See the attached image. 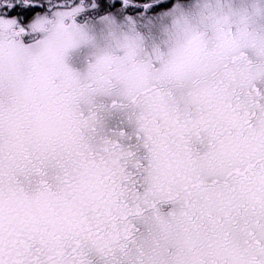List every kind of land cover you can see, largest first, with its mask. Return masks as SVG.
<instances>
[{"label":"snow or ice","instance_id":"6c2138e0","mask_svg":"<svg viewBox=\"0 0 264 264\" xmlns=\"http://www.w3.org/2000/svg\"><path fill=\"white\" fill-rule=\"evenodd\" d=\"M0 264H264V0H0Z\"/></svg>","mask_w":264,"mask_h":264},{"label":"clouds","instance_id":"9594fccd","mask_svg":"<svg viewBox=\"0 0 264 264\" xmlns=\"http://www.w3.org/2000/svg\"><path fill=\"white\" fill-rule=\"evenodd\" d=\"M192 3H195L196 0H191ZM205 3H218L219 0H202ZM226 4H240L243 3V0H224Z\"/></svg>","mask_w":264,"mask_h":264},{"label":"rangeland","instance_id":"374dc122","mask_svg":"<svg viewBox=\"0 0 264 264\" xmlns=\"http://www.w3.org/2000/svg\"><path fill=\"white\" fill-rule=\"evenodd\" d=\"M163 1H164V3H166L167 0H163Z\"/></svg>","mask_w":264,"mask_h":264},{"label":"flooded vegetation","instance_id":"af4514ba","mask_svg":"<svg viewBox=\"0 0 264 264\" xmlns=\"http://www.w3.org/2000/svg\"><path fill=\"white\" fill-rule=\"evenodd\" d=\"M163 0H160V2H162Z\"/></svg>","mask_w":264,"mask_h":264}]
</instances>
